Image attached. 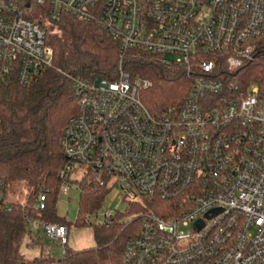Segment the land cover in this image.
<instances>
[{"label": "built area", "instance_id": "2783aa9c", "mask_svg": "<svg viewBox=\"0 0 264 264\" xmlns=\"http://www.w3.org/2000/svg\"><path fill=\"white\" fill-rule=\"evenodd\" d=\"M64 15L109 34L119 60L114 80L57 69L78 100L60 141V192L86 165L126 203L168 202L165 217L141 214L124 264H264V66L260 79L237 78L259 61L264 0H0V84L52 67L46 25ZM130 48L183 70L190 84L177 107L153 115L145 106L140 92L152 83L123 69ZM42 227L64 250L67 227Z\"/></svg>", "mask_w": 264, "mask_h": 264}, {"label": "trees", "instance_id": "16d2710c", "mask_svg": "<svg viewBox=\"0 0 264 264\" xmlns=\"http://www.w3.org/2000/svg\"><path fill=\"white\" fill-rule=\"evenodd\" d=\"M45 43L53 51L52 67L42 69L24 85L12 76L0 84V264H124L125 243L138 227L139 217L147 211L165 217L166 200L142 198L127 203L123 214H136L128 223L121 222L117 212L104 222L90 224L93 247L74 250L65 246L62 255L56 256L38 237L31 242L39 245L36 256L28 259L21 252L31 234L30 224L70 225L57 213L56 202L60 173L67 164L60 141L78 110V100L71 82L57 69L89 80H114L118 73L117 41L92 22L64 15L46 25ZM259 45L258 63L250 62L244 71L247 84L261 78L264 36ZM122 66L131 77L151 81L140 98L153 115L177 107L188 92L190 82L183 70L162 65L152 53L130 48ZM76 186L79 197L74 225L85 226L89 224L85 217L97 214L109 189L99 185V175L90 166ZM41 194L45 197L42 208Z\"/></svg>", "mask_w": 264, "mask_h": 264}, {"label": "rangeland", "instance_id": "374dc122", "mask_svg": "<svg viewBox=\"0 0 264 264\" xmlns=\"http://www.w3.org/2000/svg\"><path fill=\"white\" fill-rule=\"evenodd\" d=\"M253 72H256V70L253 69ZM237 78L244 81V71L240 72L237 75ZM86 167V165L76 167L71 173L67 174L66 179L71 183H69L68 189L65 193H59L56 202L57 213L61 216H65V218L70 222V225L67 227V242L65 245L74 250L94 246L95 241L92 226L90 224H96L102 221L103 214L106 210L115 209L114 211L116 213L120 212L121 214L119 216V220L125 223L131 222L136 217V214H123L127 203L120 199V190L118 188H113L107 194L105 201L97 214L88 215L87 223L89 224L85 226L74 225L77 217L79 197V190L76 186V182L80 181L85 175ZM29 228L31 230L30 237H26L21 246V252L26 258L32 259L39 253V245H31L32 239H37L38 237L42 238V242L48 246L51 253H54L56 256L62 255L63 248L59 245L58 241H54L46 236L42 226L30 224Z\"/></svg>", "mask_w": 264, "mask_h": 264}, {"label": "water", "instance_id": "95a60500", "mask_svg": "<svg viewBox=\"0 0 264 264\" xmlns=\"http://www.w3.org/2000/svg\"><path fill=\"white\" fill-rule=\"evenodd\" d=\"M219 211H220L219 209H215V210H213L212 213H213V215H216V213H218ZM202 225H203V223L201 221H197L194 223V227L196 229H200L202 227Z\"/></svg>", "mask_w": 264, "mask_h": 264}]
</instances>
